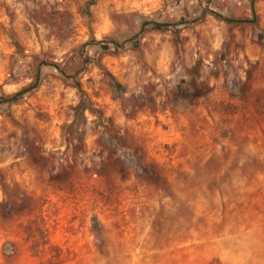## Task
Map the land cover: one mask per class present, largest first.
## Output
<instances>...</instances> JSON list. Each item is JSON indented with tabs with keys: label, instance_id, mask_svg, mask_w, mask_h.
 <instances>
[{
	"label": "rangeland",
	"instance_id": "rangeland-1",
	"mask_svg": "<svg viewBox=\"0 0 264 264\" xmlns=\"http://www.w3.org/2000/svg\"><path fill=\"white\" fill-rule=\"evenodd\" d=\"M251 2L0 0V264H264Z\"/></svg>",
	"mask_w": 264,
	"mask_h": 264
},
{
	"label": "trees",
	"instance_id": "trees-1",
	"mask_svg": "<svg viewBox=\"0 0 264 264\" xmlns=\"http://www.w3.org/2000/svg\"><path fill=\"white\" fill-rule=\"evenodd\" d=\"M116 46H119V45H116ZM121 46H124V44L121 45ZM36 83H37V82H36ZM74 84H75L77 87H80V83H79L78 81H76ZM34 88H35V85H32V86H30V87L24 89L23 91L17 93L16 95H14V96L12 97V99H18V100H20V99H22V94H23V93H25V92H27V91H30V90H32V89H34ZM87 108H88V106H87L84 102H81L79 105H77V106L75 107L76 119H77V118H83L84 111H85Z\"/></svg>",
	"mask_w": 264,
	"mask_h": 264
},
{
	"label": "water",
	"instance_id": "water-1",
	"mask_svg": "<svg viewBox=\"0 0 264 264\" xmlns=\"http://www.w3.org/2000/svg\"><path fill=\"white\" fill-rule=\"evenodd\" d=\"M255 1L256 0H252V2H251L252 11H253V15H254L253 19H236V18L226 17L225 20L226 21H229V22H239V23H242V22H244V23H249V22L254 23V22H256L257 21V15H256V12H255ZM149 24H151V23H149V22L144 23L143 26H142L141 32H143L144 29H145V27L147 25H149ZM153 24H154V26H159V27L168 26L167 23H158V22H155Z\"/></svg>",
	"mask_w": 264,
	"mask_h": 264
}]
</instances>
